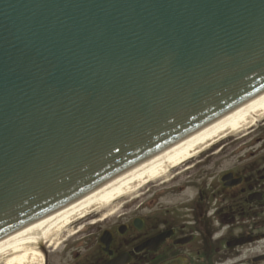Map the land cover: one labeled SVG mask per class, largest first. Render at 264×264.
<instances>
[{
  "label": "water",
  "instance_id": "water-1",
  "mask_svg": "<svg viewBox=\"0 0 264 264\" xmlns=\"http://www.w3.org/2000/svg\"><path fill=\"white\" fill-rule=\"evenodd\" d=\"M264 92V0H0V239Z\"/></svg>",
  "mask_w": 264,
  "mask_h": 264
},
{
  "label": "flooded vegetation",
  "instance_id": "flooded-vegetation-1",
  "mask_svg": "<svg viewBox=\"0 0 264 264\" xmlns=\"http://www.w3.org/2000/svg\"><path fill=\"white\" fill-rule=\"evenodd\" d=\"M173 174L176 194L189 189L179 201L150 186L117 216L75 226L92 227L72 240L70 264H264L263 140L224 141Z\"/></svg>",
  "mask_w": 264,
  "mask_h": 264
},
{
  "label": "bare ground",
  "instance_id": "bare-ground-1",
  "mask_svg": "<svg viewBox=\"0 0 264 264\" xmlns=\"http://www.w3.org/2000/svg\"><path fill=\"white\" fill-rule=\"evenodd\" d=\"M264 119V92L226 113L159 154L135 165L77 201L0 239V264H43L39 247L57 243L71 224L116 208L114 203L138 193L145 185L166 179L186 161L197 159L215 144L248 133Z\"/></svg>",
  "mask_w": 264,
  "mask_h": 264
},
{
  "label": "rangeland",
  "instance_id": "rangeland-1",
  "mask_svg": "<svg viewBox=\"0 0 264 264\" xmlns=\"http://www.w3.org/2000/svg\"><path fill=\"white\" fill-rule=\"evenodd\" d=\"M247 138H253V139H261L264 141V119L257 123L255 125V127L252 130H249L247 134L242 135V136H238V137H231V138H227L224 141L228 142L229 140H234V139H247ZM223 141V142H224ZM222 143V142H221ZM208 152V151H207ZM207 152H205L204 154H206ZM219 169H216V172H218ZM175 170L171 171L170 175L163 180H160L156 183H149L147 185H145L138 193L129 196L127 199H124L123 201H117V203L115 202L114 205H116V208L113 211H110V215H108V217L112 218L117 216V214H119L122 211L123 207H126V203L128 200H130L131 198H133V201L138 200L139 198H141V194L142 192H144L148 187L152 186L155 188V190H159L161 191L160 197L158 199L159 202L163 203V204H167V205H171L177 201H179V198L182 196H186L189 193V189L188 191H185L184 194L179 195L176 194V190L177 189V185H182L183 184V178L181 177V175L176 176L179 177V179L177 181H175V177H174V172ZM221 172V171H220ZM141 200V199H140ZM102 214H106L108 213L107 211H103L100 212ZM94 215H92V217H87L85 219L88 220H93ZM92 218V219H91ZM85 219L80 220L78 222H75L73 224H71L70 226H68L66 228V230L58 237V241L56 244L54 243H45L42 244L39 247L40 252L43 254L42 252V247L45 248L46 255H44V257L46 256V258H43V264H45L44 262L46 261V264L50 263L51 264H70L71 263V251H72V247H74L75 245H77L79 243V241H75L73 242L72 240L75 239V237H77V235L82 234V232L85 233V231L87 229V227H92V226H84V230L82 229V231H80V233L76 234V227L77 225H80V227L82 226V221H85ZM76 224V225H75ZM86 227V228H85ZM85 239V238H84ZM66 244H68L67 246H65ZM48 258V261H47Z\"/></svg>",
  "mask_w": 264,
  "mask_h": 264
}]
</instances>
